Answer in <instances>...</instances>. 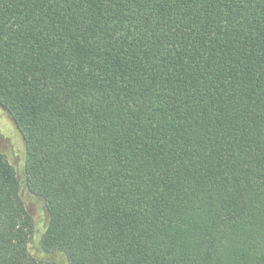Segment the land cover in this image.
Listing matches in <instances>:
<instances>
[{
  "label": "trees",
  "instance_id": "trees-1",
  "mask_svg": "<svg viewBox=\"0 0 264 264\" xmlns=\"http://www.w3.org/2000/svg\"><path fill=\"white\" fill-rule=\"evenodd\" d=\"M0 264H264V0H0Z\"/></svg>",
  "mask_w": 264,
  "mask_h": 264
},
{
  "label": "rangeland",
  "instance_id": "rangeland-1",
  "mask_svg": "<svg viewBox=\"0 0 264 264\" xmlns=\"http://www.w3.org/2000/svg\"><path fill=\"white\" fill-rule=\"evenodd\" d=\"M0 151L16 169L18 178L21 181L23 176V162H25V144L13 120L1 106ZM21 196L34 222V236L29 248L31 254L39 259L55 260L58 264H65V259L60 254H45L37 246L38 240L44 232L47 223L46 211L42 200L31 195L24 188H22Z\"/></svg>",
  "mask_w": 264,
  "mask_h": 264
}]
</instances>
